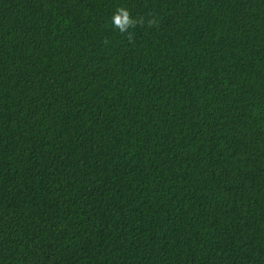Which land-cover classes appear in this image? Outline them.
<instances>
[{
    "label": "trees",
    "instance_id": "1",
    "mask_svg": "<svg viewBox=\"0 0 264 264\" xmlns=\"http://www.w3.org/2000/svg\"><path fill=\"white\" fill-rule=\"evenodd\" d=\"M0 264H264V0H0Z\"/></svg>",
    "mask_w": 264,
    "mask_h": 264
},
{
    "label": "clouds",
    "instance_id": "2",
    "mask_svg": "<svg viewBox=\"0 0 264 264\" xmlns=\"http://www.w3.org/2000/svg\"><path fill=\"white\" fill-rule=\"evenodd\" d=\"M113 25L119 29L121 34H127V37L130 42L133 41V36L129 31L132 28L137 26H143L145 24L144 19H135L131 16V13L124 7H120L116 10L112 18ZM149 27L157 25V21L155 18H152L147 21Z\"/></svg>",
    "mask_w": 264,
    "mask_h": 264
}]
</instances>
